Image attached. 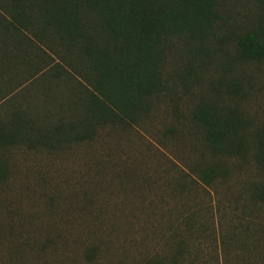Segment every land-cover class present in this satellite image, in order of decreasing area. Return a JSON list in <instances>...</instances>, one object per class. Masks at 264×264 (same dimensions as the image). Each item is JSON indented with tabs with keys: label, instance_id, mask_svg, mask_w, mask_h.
<instances>
[{
	"label": "rangeland",
	"instance_id": "374dc122",
	"mask_svg": "<svg viewBox=\"0 0 264 264\" xmlns=\"http://www.w3.org/2000/svg\"><path fill=\"white\" fill-rule=\"evenodd\" d=\"M225 7L232 30L264 27L254 0H226ZM185 62L175 50L166 70ZM236 73L250 86L239 105L254 135L264 131V61ZM5 74L0 85L20 99L23 88L5 83ZM225 76L213 68L190 88L177 82L142 121L104 126L91 141L63 150L5 148L0 264L167 262L179 241L190 250L178 255L180 264H264V206L251 195L260 175L252 158L213 185L199 178L198 166L218 160L190 108Z\"/></svg>",
	"mask_w": 264,
	"mask_h": 264
},
{
	"label": "trees",
	"instance_id": "16d2710c",
	"mask_svg": "<svg viewBox=\"0 0 264 264\" xmlns=\"http://www.w3.org/2000/svg\"><path fill=\"white\" fill-rule=\"evenodd\" d=\"M264 12V0H254ZM226 0H0V181L10 175L4 149L63 150L91 141L107 125L131 126L175 83L190 88L213 68L228 77L202 95L190 118L216 162L198 166L213 185L250 156L260 171L251 195L264 206V131L252 135L239 102L248 82L236 72L264 61V27L230 28ZM178 41L181 47L175 42ZM186 58L167 72L170 55ZM11 77V78H10ZM11 97V98H10ZM236 161L228 165L227 159ZM178 247L163 260L180 264Z\"/></svg>",
	"mask_w": 264,
	"mask_h": 264
}]
</instances>
